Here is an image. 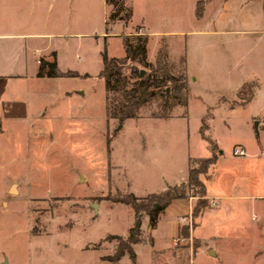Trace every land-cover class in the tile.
<instances>
[{
	"label": "rangeland",
	"instance_id": "rangeland-1",
	"mask_svg": "<svg viewBox=\"0 0 264 264\" xmlns=\"http://www.w3.org/2000/svg\"><path fill=\"white\" fill-rule=\"evenodd\" d=\"M114 1L116 5L108 0H0V31H89L92 34L82 41H54L64 51L60 69L92 74L102 65L98 56L103 46V54L106 52L108 57L125 56L123 38H99L101 32H135L139 28L188 31L204 25L194 16L197 0ZM126 11L129 15L123 18ZM156 39H147L146 58L153 59L164 40L168 54L172 53L168 64L176 76L183 73L181 56L185 43L193 57L197 55L194 50L201 46L205 66L211 69L215 56L210 50L218 45L208 37H163L155 42ZM221 56L224 57L220 54V59ZM130 67L135 73L152 72L140 64ZM137 78L130 77L128 87ZM51 82L46 86L45 97L39 100L34 97V84L19 87V96L25 93L34 97L33 108H45L44 138L36 145L25 136L19 137L13 176L0 155V264H99L98 254L112 256L124 246L116 237L126 238L134 222L133 209L112 199L129 192L145 195L160 191L162 176H172L179 170L186 160L187 148L191 155L209 153L208 143L198 132L204 107L197 99L168 109L162 94L151 95L138 111L141 117L126 119L122 124L108 117L106 122L104 79L75 76ZM112 95L117 93L111 92ZM172 101L176 99L170 97L168 102ZM182 110H186V120L174 117ZM216 111L220 109L210 110L204 118L210 126L205 134L226 157L218 165L221 179L216 185L222 186L224 175H232L238 184L237 193L264 195V156L236 167L228 157L235 147H241L239 140L250 135L232 125L237 122L234 115L211 118ZM162 112L173 117H148ZM259 137L264 141V132L259 130ZM11 180L17 183L6 191ZM144 203L139 202L140 206ZM207 207L212 206L208 203ZM141 212L140 218L147 215ZM209 214L214 217L207 220L203 233H214L216 225L225 234L234 226L249 228L259 224L264 229V199L223 200L222 207ZM197 217L192 215L187 236H180V243L194 245ZM141 248L145 249L139 246V251Z\"/></svg>",
	"mask_w": 264,
	"mask_h": 264
},
{
	"label": "crops",
	"instance_id": "crops-1",
	"mask_svg": "<svg viewBox=\"0 0 264 264\" xmlns=\"http://www.w3.org/2000/svg\"><path fill=\"white\" fill-rule=\"evenodd\" d=\"M194 16L197 21H204L202 27L189 29L188 31L173 30L167 32L158 30L140 31L139 28L135 32H101L98 37L107 39L114 35L123 38L124 35L131 37L144 34L147 39L156 37L155 42H157L158 39L163 37H177L188 40L192 37L204 36L217 44L218 48L210 50L215 56L213 64L210 65L211 69L205 66L201 46L194 50L197 51V55L193 57L191 49L187 48L186 43L184 44L181 59L183 60V71L187 83L188 97L186 105L189 104L192 98L199 100L204 107L202 120L209 116L210 110L215 111L217 108L220 111L217 112V110L216 115L212 113L210 115L213 119L218 114L219 116L223 115V118H226L228 114L234 115L233 117L237 122L232 123V125L235 124L242 132L250 135L244 140H239V144L246 154L243 156L230 154L228 157L234 161L236 167H241L249 159H259L264 156V141L259 137V130L264 132V127L261 125V121L264 119V0H204L201 16L196 17L195 9ZM91 34L89 31L80 30L36 31L22 30L21 28L0 31V155L3 156L2 163L11 169V176L15 174L14 160L16 155L14 151L19 145V137L25 136L26 140L30 139L36 145H40L44 138L42 123L45 108H33L34 97L37 100L43 99L46 86L52 84L51 81L59 78L37 76L40 59L43 58L48 61L55 59L60 71H69L71 69H60L64 51L55 44L54 40L63 39L67 41V39L72 38L76 41H82L83 38ZM217 41H221V43ZM157 50L158 48H156V53ZM104 51L105 47L103 46V50L100 51L98 56L101 57V61ZM156 53L153 59L149 58L147 61L154 64ZM220 54L225 58L221 56L220 59ZM169 55L172 57L171 52H169ZM102 68L103 61L97 71L92 74L85 70H81V72L71 71L76 72L79 75L77 77H95L103 80L99 76ZM25 83L34 84V97L30 98L25 93L19 96V87ZM251 83H254L252 93L245 101H242L239 98V89L244 84ZM103 87L106 94L104 84ZM41 93L43 95H40ZM48 106L51 108L53 105L49 103ZM104 110L107 122L106 97H104ZM148 117L150 119L156 118L153 116ZM168 117H173V115L160 118L168 119ZM174 117L186 120V110H182ZM256 121L257 124H255ZM207 125V130H209L210 126ZM249 138L250 143L247 140ZM207 148L209 150L207 156L191 155L189 148H187L186 160L182 162L179 170L172 176L163 175L162 182H159L160 191L152 192L159 193L165 191L168 187L186 183L190 157L207 158L215 154V163L202 179H204L205 184L204 198L208 200V203L210 199L215 198L218 207H205L198 215L194 228V245L175 243L176 238L183 236L181 228L186 226L188 230L187 218L197 201V197L190 195L173 199L158 214L153 227H150L147 215L141 217L140 239L132 245L134 259H131L128 253H125L116 261L105 260L104 256L106 255L98 254L96 263L264 264V229L261 225L257 224L255 227L249 228L243 225L234 226L226 234L222 233V227L216 225L213 230L215 234L203 233L207 220L214 217L209 212L219 210L222 207L223 200L264 199L263 193L255 195L237 193L236 186L238 184L236 185L237 181L234 180L232 175H224L222 183H220L222 186L216 185L221 179L218 165L226 157L223 150H216L213 153L209 145H207ZM240 173L246 174L245 172ZM16 183L15 180L9 181L6 191ZM148 194L151 193L134 195L145 197ZM142 233H144V236H142ZM139 246H144L145 249L142 250L141 248L139 251Z\"/></svg>",
	"mask_w": 264,
	"mask_h": 264
},
{
	"label": "trees",
	"instance_id": "trees-1",
	"mask_svg": "<svg viewBox=\"0 0 264 264\" xmlns=\"http://www.w3.org/2000/svg\"><path fill=\"white\" fill-rule=\"evenodd\" d=\"M109 4L116 5L114 0H108ZM203 9V0H197L195 7L196 17H200ZM124 17H128L129 12ZM111 17L113 18L112 14ZM125 48V56L123 58L108 57L103 54V68L99 76L104 79L106 91V115L108 118L117 119L122 123L126 119L139 117V109L146 103L151 95L162 94L166 108L170 109L174 105H186L187 103V83L186 76L183 71L181 75L176 76L168 64L169 54L167 45L162 40L161 46L156 53V60L153 65L146 58L147 36H123ZM183 63V60H182ZM133 64H140L144 67H150L152 72L135 73L130 67ZM128 70V72H126ZM154 72V73H153ZM137 76L138 78L129 86V78ZM37 76L42 77H75L79 76L74 71L62 72L58 69L56 60L39 61ZM171 84V86H170ZM254 83L244 84L239 89V98L245 101L252 93ZM117 93V96L112 95ZM172 95V96H171ZM172 97L176 101L168 102ZM170 103V104H168ZM169 112L154 114L153 117H167ZM208 129L206 120H202L199 133L205 139L214 153L217 150V144L209 138L205 132ZM215 154L207 158H189L188 179L186 183H181L172 187H168L165 191L159 193H151L145 197H136L132 193L120 195L113 198V202H120L130 206L135 214L133 225L128 231L126 238L116 237L124 244L118 248L114 255L106 256L107 260H118L125 253H128L131 259H134L132 245L140 239L141 211L149 217V225L153 227L156 223L158 214L176 198H184L191 195L197 197V201L192 209V215L197 217L202 210L207 207L208 200L204 198L205 184L202 177L208 172L209 168L215 163ZM145 203L140 206L139 202ZM188 230L186 226L181 228V234L187 236Z\"/></svg>",
	"mask_w": 264,
	"mask_h": 264
},
{
	"label": "built area",
	"instance_id": "built-area-1",
	"mask_svg": "<svg viewBox=\"0 0 264 264\" xmlns=\"http://www.w3.org/2000/svg\"><path fill=\"white\" fill-rule=\"evenodd\" d=\"M261 125L264 127V119L261 121ZM245 154H246V152H245V150L242 147H235L233 149V155L234 156H243ZM209 204L212 207H218V203L216 202L215 198L210 199L209 200ZM191 220H192V211H191V213L189 214V216L187 218V224L188 225H189V223H191ZM182 241H183V238H181V237H178V238L175 239V243H180ZM189 245H192V243L190 242Z\"/></svg>",
	"mask_w": 264,
	"mask_h": 264
},
{
	"label": "water",
	"instance_id": "water-1",
	"mask_svg": "<svg viewBox=\"0 0 264 264\" xmlns=\"http://www.w3.org/2000/svg\"><path fill=\"white\" fill-rule=\"evenodd\" d=\"M255 124H257V121L255 122Z\"/></svg>",
	"mask_w": 264,
	"mask_h": 264
}]
</instances>
